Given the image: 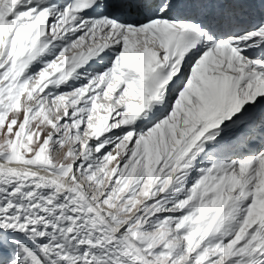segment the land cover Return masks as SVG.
I'll return each mask as SVG.
<instances>
[{
  "label": "snow or ice",
  "instance_id": "6c2138e0",
  "mask_svg": "<svg viewBox=\"0 0 264 264\" xmlns=\"http://www.w3.org/2000/svg\"><path fill=\"white\" fill-rule=\"evenodd\" d=\"M0 264H264V0H0Z\"/></svg>",
  "mask_w": 264,
  "mask_h": 264
}]
</instances>
